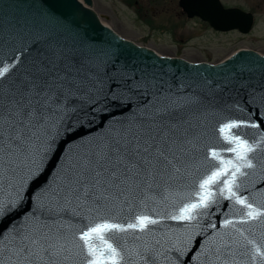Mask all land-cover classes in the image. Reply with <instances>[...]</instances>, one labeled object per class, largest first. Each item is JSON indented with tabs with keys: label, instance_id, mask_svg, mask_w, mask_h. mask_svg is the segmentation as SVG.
<instances>
[{
	"label": "snow or ice",
	"instance_id": "snow-or-ice-1",
	"mask_svg": "<svg viewBox=\"0 0 264 264\" xmlns=\"http://www.w3.org/2000/svg\"><path fill=\"white\" fill-rule=\"evenodd\" d=\"M41 16L53 27L33 21L19 47L0 46V56L23 55L19 66L0 59V220L18 221L0 230V264H185L197 250L199 264H264V232L256 231L264 226V72L241 67L216 85L230 96L216 111L217 130L234 155L211 151L192 175L196 133L181 113L199 100L166 92L144 69L97 49L55 6ZM124 112L131 116L115 119ZM97 121L104 133L81 136L33 190L58 142ZM149 204L165 211L153 209L154 218ZM222 206L225 231L198 240ZM162 219L182 227L157 233Z\"/></svg>",
	"mask_w": 264,
	"mask_h": 264
},
{
	"label": "water",
	"instance_id": "water-1",
	"mask_svg": "<svg viewBox=\"0 0 264 264\" xmlns=\"http://www.w3.org/2000/svg\"><path fill=\"white\" fill-rule=\"evenodd\" d=\"M55 6L57 14L61 16L66 23L73 27L78 26V31L89 42L94 44L97 49L109 50L120 55L121 59L134 66L144 69L150 76L163 84L166 92L185 99L197 98L199 103L187 105L182 110V117L186 121L185 128H191L196 133L194 139L195 148L191 151L189 160V171L192 175H197L204 171L203 159L208 156L211 159V151H215L220 159L228 160L233 157V153L227 151L229 147L222 135L217 130L218 117L216 111L222 107L223 102L230 99L226 91H221L227 81L232 79L234 72L241 67L253 69L257 74L264 72V55H260L250 50H238L217 64L190 63L180 58L163 57L153 50L138 46L133 42L123 39L108 26L101 23L96 13L91 8V0H0V46L4 53H8L9 48L19 47L24 40L28 38V32L36 25L33 21L39 22L45 27H53L43 21L41 12L43 9ZM178 6L187 18H198L207 23L211 29L217 32H228L237 30L242 34L251 31L254 23L253 15L244 12L238 8H224L219 0H179ZM27 20V27L21 28L19 21ZM64 38L71 43L73 36L69 32H63ZM19 59L11 60V55L0 56L6 62H11L17 66L23 55ZM23 71V69L21 70ZM9 84L12 82L9 81ZM220 85L221 88H217ZM131 116V112L117 114L116 120H123ZM255 118V117H254ZM264 121V117H261ZM264 129V123L261 125ZM105 129L99 127V121L95 124H87L80 129V136L75 140H60L57 145L56 153L45 163L44 172L38 182H33L31 187L38 190L42 184L47 183L48 179L54 177L57 171V165L61 160L57 157H63L68 150L75 151L79 145L81 136L84 139L97 137L104 133ZM255 129H248L249 134L254 133ZM219 161H214L218 163ZM177 183L183 185L185 180ZM5 193L0 191V195ZM227 201H222L226 205ZM27 207V205H26ZM155 212H162L165 209L161 205L149 204L144 211L154 218ZM228 209L222 206L221 211L214 213L211 217L203 221L205 224L212 223L216 227H207V237H198V240L205 238L211 239L212 234L217 231L224 232L221 228L222 221ZM66 221L77 223V219L71 216V213L64 215ZM12 222L8 218L0 220V230L10 227ZM157 233L167 231L168 229L180 228L179 222L162 219L160 223L152 226ZM257 233L264 232V226L256 228ZM134 240L128 237V244L131 246ZM198 250L190 251L185 257V264H199L197 259ZM192 257V259H189ZM159 264H164L161 260Z\"/></svg>",
	"mask_w": 264,
	"mask_h": 264
},
{
	"label": "rangeland",
	"instance_id": "rangeland-1",
	"mask_svg": "<svg viewBox=\"0 0 264 264\" xmlns=\"http://www.w3.org/2000/svg\"><path fill=\"white\" fill-rule=\"evenodd\" d=\"M221 2L252 13V30L214 31L197 18L187 19L178 0H91V8L120 37L163 57L216 64L242 49L264 55V0Z\"/></svg>",
	"mask_w": 264,
	"mask_h": 264
},
{
	"label": "bare ground",
	"instance_id": "bare-ground-1",
	"mask_svg": "<svg viewBox=\"0 0 264 264\" xmlns=\"http://www.w3.org/2000/svg\"><path fill=\"white\" fill-rule=\"evenodd\" d=\"M79 2L83 3V0H78Z\"/></svg>",
	"mask_w": 264,
	"mask_h": 264
},
{
	"label": "flooded vegetation",
	"instance_id": "flooded-vegetation-1",
	"mask_svg": "<svg viewBox=\"0 0 264 264\" xmlns=\"http://www.w3.org/2000/svg\"><path fill=\"white\" fill-rule=\"evenodd\" d=\"M219 1H220V3H222L221 0H219ZM223 6H224V5H223Z\"/></svg>",
	"mask_w": 264,
	"mask_h": 264
}]
</instances>
